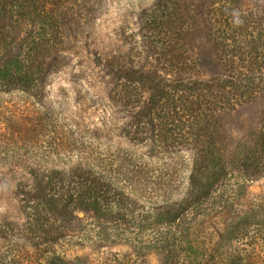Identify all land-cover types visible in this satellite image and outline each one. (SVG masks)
<instances>
[{"label":"rangeland","instance_id":"obj_1","mask_svg":"<svg viewBox=\"0 0 264 264\" xmlns=\"http://www.w3.org/2000/svg\"><path fill=\"white\" fill-rule=\"evenodd\" d=\"M17 1L37 17L9 22L5 59L28 56L40 38L38 63L50 73L39 91L0 92V219L10 222L0 224V264H51L56 255L68 264H164L158 213L183 198L196 150L212 148L242 174L262 147L250 140L264 139V0ZM213 77L222 80L211 88L193 84ZM158 90L167 94L146 115ZM260 158L253 182L229 176L189 222L197 259L170 264H264ZM91 164L131 189L130 216L112 203L107 210L120 214L99 218L77 205L84 228L58 243L47 211L44 224L28 223L32 169L66 171L64 193L81 184L78 166Z\"/></svg>","mask_w":264,"mask_h":264},{"label":"trees","instance_id":"obj_2","mask_svg":"<svg viewBox=\"0 0 264 264\" xmlns=\"http://www.w3.org/2000/svg\"><path fill=\"white\" fill-rule=\"evenodd\" d=\"M27 6L19 4L17 0H0V21H3L5 25V30L0 33V92L19 91L29 93L39 91L44 83H46L50 73L48 72L49 68H45L44 71L41 68V64L38 63L40 56L37 57V54L41 53V48H46L45 41L41 42L40 38H31L27 51L28 56L23 57L17 54L9 59H5V52L13 43L11 34L6 32V26L9 22L17 15L24 18L37 17L36 8ZM33 53L36 54V57ZM41 63L44 64L45 62L42 61ZM221 80V78L213 77L211 80L204 82L202 80L200 82L195 80L193 84H206L207 87L211 88L209 84H214ZM188 83L186 86H188ZM212 93V91H209L210 95ZM166 94V92L160 90L152 93L148 105L144 107L145 114L147 115L148 111V114L151 116L156 105L165 98ZM259 136L263 138L262 135ZM162 137H164V134H162ZM261 138L256 141L250 140V143H254L255 145H258L262 141L263 143L261 149L256 147L252 153L247 154L248 159L243 164L247 170L242 174L237 172V170H228L223 163H220L222 156H217L212 148L196 150L191 162L192 168L188 176L187 191L183 198L179 202L164 203L167 205L166 212L158 213V217L162 221L161 226H163H160L158 231L161 232L163 230L164 234L163 246L161 247L164 251V264H170L173 259L180 263L185 260L190 262L191 256L193 258L192 263L193 260L197 259L200 250L196 247L194 241L195 234L192 232V224L189 222L192 221L195 214L202 216L206 214L203 213L205 205L213 199L219 188L225 186L224 182L229 176L232 178L233 175L235 177L237 176L235 174H238L245 181L253 182L254 176L257 173H261L260 155L264 154V139ZM9 147L15 149L17 146ZM48 158L44 157L41 159L46 162ZM239 161L240 159L236 157L235 162L238 163ZM91 165H89L88 169H85L84 166H78V170L80 171L79 178L82 179L81 184L77 188L69 184L64 193L59 192V190L65 187L66 171L53 168L50 171L52 172L51 174L42 175L32 169L31 175L34 177V186L30 187L29 191H26L27 195L33 197L32 203L29 204L28 223L31 225L35 221L39 224H44L47 220L43 221L42 213L44 210L47 211L54 217V225L57 230L56 235L58 234L55 241L58 243L66 237L64 231L68 232L72 229L84 228L82 226L84 219L76 215L77 205H80V209H84V211H93L96 218H99L101 212L112 215L118 213L119 210L128 211L126 216H130L133 212L130 213V203L126 202L125 197L127 191L131 189L112 183L111 178L96 166ZM53 180H58L63 186L57 190L55 185L51 184ZM102 201L103 203L107 202V205L102 204ZM110 203L114 204L118 211L107 210ZM8 223L10 222L7 221L6 217L2 216L0 224L2 226L6 224L10 227ZM75 223L78 224L77 227H74ZM154 224H157V222ZM63 258L56 255L51 264H68ZM76 264H81V260L77 259Z\"/></svg>","mask_w":264,"mask_h":264}]
</instances>
